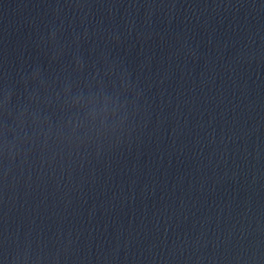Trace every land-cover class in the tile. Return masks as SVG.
Returning a JSON list of instances; mask_svg holds the SVG:
<instances>
[{"label":"water","instance_id":"obj_1","mask_svg":"<svg viewBox=\"0 0 264 264\" xmlns=\"http://www.w3.org/2000/svg\"><path fill=\"white\" fill-rule=\"evenodd\" d=\"M0 264H264V0H0Z\"/></svg>","mask_w":264,"mask_h":264}]
</instances>
